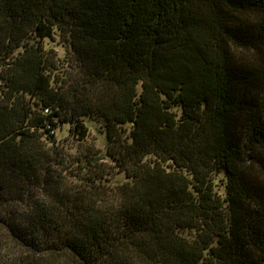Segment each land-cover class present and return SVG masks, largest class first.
Segmentation results:
<instances>
[{
    "label": "trees",
    "instance_id": "16d2710c",
    "mask_svg": "<svg viewBox=\"0 0 264 264\" xmlns=\"http://www.w3.org/2000/svg\"><path fill=\"white\" fill-rule=\"evenodd\" d=\"M0 264H264V0H0Z\"/></svg>",
    "mask_w": 264,
    "mask_h": 264
},
{
    "label": "rangeland",
    "instance_id": "374dc122",
    "mask_svg": "<svg viewBox=\"0 0 264 264\" xmlns=\"http://www.w3.org/2000/svg\"><path fill=\"white\" fill-rule=\"evenodd\" d=\"M51 46H54L55 49L59 52L60 56L63 57L65 54L64 48L59 43H51ZM86 123L90 129V135L87 139V146L93 148L96 161L99 162H111L108 155V139L107 134L104 130L100 128V125L91 118L86 120ZM69 134V127L64 125L63 127L57 129L55 135L58 140H61L66 145V150L73 155H81L83 153L84 147L80 142L75 140L64 141ZM95 149H98L95 153ZM86 150V147H85ZM86 152V151H85ZM111 179L114 183H122L127 179L126 173L124 171H119L115 175L111 176Z\"/></svg>",
    "mask_w": 264,
    "mask_h": 264
}]
</instances>
